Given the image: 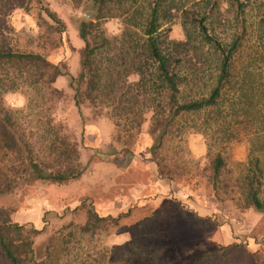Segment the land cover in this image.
Returning <instances> with one entry per match:
<instances>
[{
	"label": "trees",
	"instance_id": "trees-1",
	"mask_svg": "<svg viewBox=\"0 0 264 264\" xmlns=\"http://www.w3.org/2000/svg\"><path fill=\"white\" fill-rule=\"evenodd\" d=\"M58 1L87 9L79 21L83 46L78 50L76 75L69 73L64 61L52 63L47 58L61 45L65 26L45 0H0L1 17L16 6L34 14L43 50L12 49L5 37L13 28L0 18V197L36 182L63 185L81 176L77 141L55 117L65 95L56 82L66 77L74 106L109 118L113 142L120 145L128 162L148 116L149 153L159 178L170 180L182 171L161 155L167 144L176 145L174 156L192 157L189 148L187 156L180 148L187 144L188 130L203 136L208 153L217 150L210 165L213 186L220 182L223 150L245 138L248 156L238 189L246 206L264 213L261 0ZM115 10L118 13L113 14ZM114 18L121 30L117 37H109L103 23ZM165 19L178 24L181 41L164 35L171 30L162 29ZM2 214L0 264H70L65 258L75 256L74 263L83 238L91 244L107 232L110 221H117L99 217L85 199L70 210V221L37 246L39 230L8 221ZM233 248L205 251L187 264H226V250Z\"/></svg>",
	"mask_w": 264,
	"mask_h": 264
},
{
	"label": "rangeland",
	"instance_id": "rangeland-1",
	"mask_svg": "<svg viewBox=\"0 0 264 264\" xmlns=\"http://www.w3.org/2000/svg\"><path fill=\"white\" fill-rule=\"evenodd\" d=\"M45 1L65 26L61 45L48 52L47 58L52 63L64 61L69 73L76 75L78 50L83 46L78 27L87 9H74L58 0ZM261 2L264 4V0ZM116 13L117 10L113 14ZM0 18L13 28L14 32L5 37L12 49L43 52L33 13L16 6ZM164 21L162 29H171L164 35L181 41L178 24ZM103 28L109 37H117L120 21L108 19ZM67 82L66 77L56 82L65 95L55 117L65 123L77 141L82 174L67 184L36 182L0 197V213L8 221L39 230L36 245L40 246L52 231L71 220L70 210L87 199L99 217L117 221H110L107 232L96 236L91 244L83 238L76 262L97 264L92 262L96 258L104 264H187L205 251L233 246L232 251L226 250V264H264V213L246 206L237 183L247 162L249 144L245 138L231 142L223 150L220 182L213 186L210 165L217 150L208 153L203 136L188 130L187 144L180 148L184 156L189 148L192 157L174 156L176 145L167 144L161 155H167L169 165H177L182 171L170 180L162 179L156 175V163L149 153L152 142L147 135L148 116L130 149L132 157L128 162L120 145L113 142L114 128L109 118L95 117L87 107L78 110ZM10 103L16 104L14 100ZM88 177L92 179L88 182L90 188ZM261 198L264 201V191ZM8 210L14 212L8 214ZM74 257L65 259L74 264Z\"/></svg>",
	"mask_w": 264,
	"mask_h": 264
},
{
	"label": "crops",
	"instance_id": "crops-1",
	"mask_svg": "<svg viewBox=\"0 0 264 264\" xmlns=\"http://www.w3.org/2000/svg\"><path fill=\"white\" fill-rule=\"evenodd\" d=\"M151 179H149V181H150ZM152 180H154V178H152ZM87 182V188H90L91 187V184L90 183H88V182H92V179H90L89 177H88V181H86ZM103 186H105L104 184H102ZM43 201L45 202L46 201V199L44 198L43 199ZM46 204V203H45ZM47 205H48V203H47Z\"/></svg>",
	"mask_w": 264,
	"mask_h": 264
}]
</instances>
